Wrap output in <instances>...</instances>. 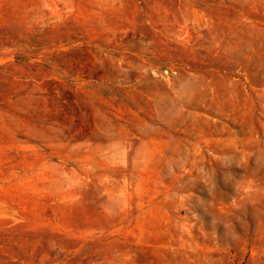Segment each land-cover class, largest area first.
<instances>
[{
    "label": "rangeland",
    "instance_id": "1",
    "mask_svg": "<svg viewBox=\"0 0 264 264\" xmlns=\"http://www.w3.org/2000/svg\"><path fill=\"white\" fill-rule=\"evenodd\" d=\"M0 264H264V0H0Z\"/></svg>",
    "mask_w": 264,
    "mask_h": 264
}]
</instances>
